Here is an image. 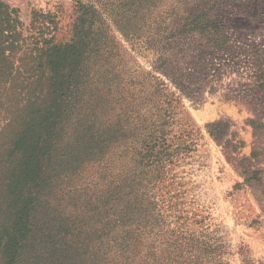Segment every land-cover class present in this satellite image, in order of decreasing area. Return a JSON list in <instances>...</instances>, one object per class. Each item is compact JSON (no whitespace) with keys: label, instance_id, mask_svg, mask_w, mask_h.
I'll list each match as a JSON object with an SVG mask.
<instances>
[{"label":"trees","instance_id":"1","mask_svg":"<svg viewBox=\"0 0 264 264\" xmlns=\"http://www.w3.org/2000/svg\"><path fill=\"white\" fill-rule=\"evenodd\" d=\"M75 1L72 37L57 41L53 15L34 13L26 29L18 10L0 0V264H21L36 203L50 204L66 189L67 177L47 175L61 137L85 143L93 152L88 163L108 169L101 202L88 200L84 207L94 222L116 217L105 222L115 227L114 235H97V249L90 252L96 262L216 264L218 246L191 243V232L171 225L156 188L202 138L183 100L198 80L170 77L168 61L175 59L166 58V48L177 57L192 34L204 37L201 71L207 58L229 54L225 23L214 13L225 0H174L181 14L166 9L171 0H148V46L155 52L148 70L116 36L103 9L106 0ZM257 83L264 87L263 66ZM229 128L223 119L206 126L217 143L238 151L244 142L233 143Z\"/></svg>","mask_w":264,"mask_h":264},{"label":"rangeland","instance_id":"2","mask_svg":"<svg viewBox=\"0 0 264 264\" xmlns=\"http://www.w3.org/2000/svg\"><path fill=\"white\" fill-rule=\"evenodd\" d=\"M3 1L18 10L26 29L34 13H45L56 19L52 30L57 41L72 37L75 0ZM172 3H166V9L181 14L183 10L176 12ZM221 3L214 13L225 23L220 22L230 38L229 54L207 58L208 66L201 71L198 54L208 49L204 37L192 34L189 45L178 47L177 57L172 47L166 48V58L175 59L168 61L170 77L195 75L198 80L183 100L202 138L172 166L156 193L170 224L193 234L187 235L191 243L218 246L222 256L216 264H264V87L257 85L259 67L264 68V0ZM104 8L118 39L148 70L153 52L148 46V0H106ZM163 77L173 86L169 77ZM220 119L230 126L229 138L235 133L233 143L244 142L238 151L217 143L207 132V124ZM92 153L76 138L56 141L47 175L58 171L67 177L62 186L66 189L50 204L36 203L21 264H100L90 252L97 249V235H114L115 227L105 222L113 224L116 217L94 222L84 208L88 200L100 203L108 188L104 176L108 169L104 163H88ZM114 179L109 181L115 183Z\"/></svg>","mask_w":264,"mask_h":264}]
</instances>
